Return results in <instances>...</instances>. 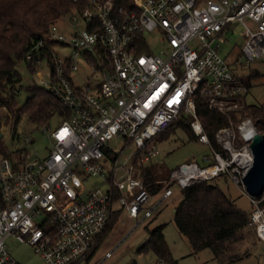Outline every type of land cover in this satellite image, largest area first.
<instances>
[{
  "label": "built area",
  "instance_id": "obj_1",
  "mask_svg": "<svg viewBox=\"0 0 264 264\" xmlns=\"http://www.w3.org/2000/svg\"><path fill=\"white\" fill-rule=\"evenodd\" d=\"M146 33L161 34L166 47L155 52ZM236 33L237 63H264V0H132L128 6L85 0L53 22L25 60L38 72L50 70L41 86L59 97L69 114L42 127L51 145L45 156L26 150L16 157L0 148V264H20L9 249L10 237L31 244L48 264H88L114 219L153 216L160 202L146 204L152 194L138 166L161 153L157 134L185 111L194 117L198 140L210 146L196 98L204 95L210 107L228 112L241 107L248 94L231 54L222 51ZM79 59L92 72V81L82 85L72 79ZM2 111L14 120L6 105ZM230 123L216 132L221 149L212 146L203 162L181 163L171 179L181 189L230 176L248 194L249 227L263 241L264 192L251 195L243 180L258 130L251 118L239 123L238 134ZM251 128L256 131L248 135ZM116 138L123 144L114 148ZM90 177L102 184L86 187ZM174 192L167 187L164 198ZM154 264L173 263L157 258Z\"/></svg>",
  "mask_w": 264,
  "mask_h": 264
},
{
  "label": "trees",
  "instance_id": "obj_2",
  "mask_svg": "<svg viewBox=\"0 0 264 264\" xmlns=\"http://www.w3.org/2000/svg\"><path fill=\"white\" fill-rule=\"evenodd\" d=\"M118 1L127 6L132 2V0ZM83 3L85 0H0V106L6 105L17 121L26 114L37 126L44 127L51 126L53 119L57 117H61L62 120L67 118L69 113L60 98L38 83L26 86L29 95L23 104H18L17 97L20 93L19 84L22 75L17 64L25 60L34 41L43 36L53 22L64 17L74 8L80 9ZM27 66L32 72L36 71V67L28 62ZM262 76L264 73L260 69L251 68L241 80L250 88L253 80ZM246 96L247 94L241 99L240 109H232L228 112L210 107L204 95L196 98L198 118L211 141L210 149L212 146L221 149L216 140V132L221 127L231 125V121L235 122L240 111L247 110L253 117L254 124L264 132V104L247 103ZM2 117L0 112V123ZM193 119L191 114L182 111L177 119L169 122L157 134L156 142L159 143L160 140L174 134L180 127L185 129L191 139L196 137L198 139L191 125ZM0 148L5 154L11 155L1 136ZM191 160L193 159L188 161ZM198 160L203 162V157ZM138 173L143 176L145 187L152 195L161 192L164 194L167 187L175 184L166 168L155 160L147 165H139ZM221 178L228 180V176L222 175L213 180L197 181L181 188L183 194L175 205L174 221L179 231L189 239L195 252L208 248L218 261L232 262L246 255L234 251V247L245 239V232L250 222V211L243 210L235 199L221 188L219 183ZM1 198L0 191V200ZM164 225L152 228L148 225V240L139 249L141 251L152 249L157 258H164L176 264V259L171 254L165 239ZM102 244L103 241L98 248Z\"/></svg>",
  "mask_w": 264,
  "mask_h": 264
},
{
  "label": "rangeland",
  "instance_id": "obj_3",
  "mask_svg": "<svg viewBox=\"0 0 264 264\" xmlns=\"http://www.w3.org/2000/svg\"><path fill=\"white\" fill-rule=\"evenodd\" d=\"M147 34V33H146ZM161 34L148 33L147 40L152 49L159 53L163 47H166V42L161 40ZM240 33L233 34L222 47L223 53L231 54L229 60L233 62L236 67V71L242 75L250 72L251 68L260 69L264 73V63L262 61L254 62L251 65H244L237 63L239 48L241 44ZM235 46V47H234ZM67 49L66 52H68ZM79 69L72 73V79L77 85H82L84 82H91V68L86 64L83 59L78 60ZM19 72L22 75V81L19 84L20 93L18 95V104L21 105L27 99L29 95L26 89L27 85L33 84L36 81L39 85L42 84L43 79L49 77V69L43 68L41 71H31L27 66L25 60L20 61L18 64ZM247 103L251 104H264V76L253 80V85L249 88L246 96ZM232 109H240V107L232 106ZM2 119L5 122L2 125V130L5 134L2 136L8 149L13 151L14 156L19 155L26 150L37 152L39 156H45L51 149L50 139L42 127L37 126L36 123L29 120L26 114H23L17 121L12 119L6 111H2ZM8 115V116H6ZM14 116V115H13ZM237 120L233 122L232 127L238 134V125L244 119L251 118L253 123V117L246 110L244 112H238ZM62 121L61 117L53 119L52 124H57ZM258 131L259 126L256 125ZM31 138L33 142H29L27 138ZM112 147H120L123 143L120 138H116L111 143ZM161 153L155 158V161L162 164L168 174L171 175V171L177 168L181 163L188 161L189 159H202L203 154L211 153L210 146L206 143L199 141L196 138L191 139L189 134L183 127L159 141ZM135 147V143H132L125 152V156L132 152ZM123 156V158H125ZM220 186L224 189L236 203L243 209L250 211L253 204L249 199L247 193H245L240 187H238L231 179H220ZM96 184H102L97 177H90L85 183L86 187H91ZM176 190V196L164 198V194L158 193L152 195L149 201L146 203L148 206H154L157 202L158 208L155 209L153 216L150 218H143V215L137 219L128 215L123 216L121 219H114L110 228L105 232L101 241L103 244L94 254L93 258L88 264H153L157 255L151 249L148 251L140 250L139 247L148 240L149 228L157 225L165 224L164 233L171 249V254L176 259V264H264V240H260L254 230L247 227L245 232V239L239 241L234 251L244 255L243 258L234 260L232 262H220L212 254L208 248L195 252L192 245L186 235L179 231L177 223L174 221L175 205L182 198V190L176 184L173 185ZM153 218V219H152ZM152 219V220H151ZM151 220V221H150ZM140 221V222H139ZM9 249L12 255L17 259L20 264H48L47 261L41 257L39 253H36L33 246L29 243H19L12 237L8 240ZM108 252L110 254H108Z\"/></svg>",
  "mask_w": 264,
  "mask_h": 264
},
{
  "label": "water",
  "instance_id": "obj_4",
  "mask_svg": "<svg viewBox=\"0 0 264 264\" xmlns=\"http://www.w3.org/2000/svg\"><path fill=\"white\" fill-rule=\"evenodd\" d=\"M0 135L3 136V133ZM251 140L254 160L246 170L243 180L249 193L259 197L264 192V132H256Z\"/></svg>",
  "mask_w": 264,
  "mask_h": 264
},
{
  "label": "bare ground",
  "instance_id": "obj_5",
  "mask_svg": "<svg viewBox=\"0 0 264 264\" xmlns=\"http://www.w3.org/2000/svg\"><path fill=\"white\" fill-rule=\"evenodd\" d=\"M255 129L254 128H251V129H249L246 133L248 134V135H251V134H254L255 133Z\"/></svg>",
  "mask_w": 264,
  "mask_h": 264
},
{
  "label": "crops",
  "instance_id": "obj_6",
  "mask_svg": "<svg viewBox=\"0 0 264 264\" xmlns=\"http://www.w3.org/2000/svg\"><path fill=\"white\" fill-rule=\"evenodd\" d=\"M174 190H175V189H174ZM174 194H177V193H176V190H175ZM173 196H176V195H172L171 197H173ZM159 202H160V201H159ZM153 264H154V263H153Z\"/></svg>",
  "mask_w": 264,
  "mask_h": 264
}]
</instances>
